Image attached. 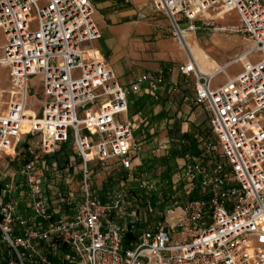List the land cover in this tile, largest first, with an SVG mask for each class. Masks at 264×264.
<instances>
[{"label": "built area", "instance_id": "1", "mask_svg": "<svg viewBox=\"0 0 264 264\" xmlns=\"http://www.w3.org/2000/svg\"><path fill=\"white\" fill-rule=\"evenodd\" d=\"M149 7L169 21L186 54L178 70L195 81V103L208 113L222 160L182 165L173 187L198 182L200 198L165 206L156 226L146 220L156 214L152 194L115 190L103 201L94 184L98 172L117 168L136 176L141 149L124 118L128 93L95 48L102 33L93 0H0V65L10 70L0 153L20 156L29 137L25 152L33 158L23 172L30 212L20 214L10 187L0 194L5 264H264V0H150ZM232 17L237 25L217 26ZM206 30L243 35L249 43L217 72L222 84L200 70L188 44V35ZM236 63L243 70L232 78ZM33 77L41 85L38 104L30 101ZM147 81L152 92L165 82L139 83ZM71 138L80 159L79 195H59L51 208L35 163L57 171L40 154H56Z\"/></svg>", "mask_w": 264, "mask_h": 264}, {"label": "crops", "instance_id": "2", "mask_svg": "<svg viewBox=\"0 0 264 264\" xmlns=\"http://www.w3.org/2000/svg\"><path fill=\"white\" fill-rule=\"evenodd\" d=\"M93 1L97 8L95 19L102 33L95 48L128 93L129 112L124 118L134 125L135 135L145 140L144 144L161 139L168 144L162 149L168 150V131L176 121L181 122L182 133L190 132L192 124L200 126L197 121L201 118V107L195 108V93L192 99L185 87L190 77L178 70L179 65L186 62L185 52L173 38L169 21L151 10L150 0ZM191 44L195 50L208 53L194 37ZM210 66L209 71L217 64L210 61ZM143 77L150 81L163 77L165 82L152 92L150 82L139 83ZM137 83L139 91L134 93L132 87ZM180 94L181 112L177 109ZM140 149L146 164L151 149L149 146L142 149L141 143Z\"/></svg>", "mask_w": 264, "mask_h": 264}, {"label": "rangeland", "instance_id": "3", "mask_svg": "<svg viewBox=\"0 0 264 264\" xmlns=\"http://www.w3.org/2000/svg\"><path fill=\"white\" fill-rule=\"evenodd\" d=\"M94 6L95 9H97L95 3ZM238 23L239 22L237 18L232 17V18H228L227 20H220L217 23V26H225L228 24L237 25ZM194 38L200 44L202 49L205 52L206 51L208 52V53H201L200 51L195 50V48L191 44L192 38L188 40V44L190 46L191 51L192 52L198 51L200 53V63L204 64L203 67L201 65L202 69L204 68L203 69L204 71L205 70L209 71V69H211L210 61L215 62L219 67H223L229 61L238 58L249 46V43L247 42V40L243 35L224 34L212 30L200 31L198 32L197 37ZM3 39H4L3 35L0 34V59L2 58L3 55V52L1 50ZM210 56L216 61H214ZM186 60L187 57L185 55L184 61ZM216 68L217 67H215L213 70H215ZM242 70H243V65L241 63H236L234 66H232L229 69V75L232 78L236 77L238 74H240V72H242ZM9 74H10L9 68L0 65V114L6 111L7 104L9 103V99H10L5 92L10 89ZM224 81H225L224 75H219L216 78L214 84L215 85L222 84ZM185 87L189 89V96L193 99L195 93V81L192 77H190L187 80V82L185 83ZM29 94L30 96H32L30 97V101H33V103L38 104L39 102L42 101L43 97H42L39 77H33L31 79ZM181 97L182 95L180 94L178 96L177 103L182 101ZM195 99H196V94H195ZM190 107L193 108V106ZM196 107L198 106H195V108ZM32 108L37 110L38 106L35 105L32 106ZM177 109L179 112H181L180 103ZM30 110L32 113L35 114L33 109ZM199 112H201V118L197 122H200V126L196 127L194 124H192V126H190L191 127L190 131H193L195 128H199L201 130H205L208 133V136L206 137L207 139L201 138L199 140V145L203 150V154L202 157L200 159H197L195 162H202L204 164H209L212 161L213 162L220 161L222 159L220 156L217 140L213 135L211 128L209 126L208 113L203 107L199 109ZM135 139L137 140V142L142 144V149L143 146H149V148L151 149L150 158H148V164H145L143 166L144 164L143 152L140 154V161L137 160L135 163V164H139L141 162L142 164V165L140 164L136 168V171L141 168L143 169V173L141 174V176L130 177L129 174L117 168H114L116 170H112L110 175L104 171H99L98 176L94 180L95 188L99 192H101L104 186L111 185L110 193H113L115 190H123V189L131 190L136 193L138 190H141L139 194H141L142 196L148 198L152 194L155 195L154 197L155 199H157L158 202H161V200H163V196H162L163 187H162V183H160V176L162 173V166L160 159L167 150V149L163 150L162 147L168 144L161 139L152 140L150 141V143L144 144L145 140L142 141L136 135H135ZM23 140L25 141V143L19 146L20 156L12 158L7 154L0 153V184L5 185L6 187H10L13 190L11 197L18 201L20 214L26 216L30 212V208L25 207V202L27 198L26 193L28 189L25 184V178L23 172L25 171V167L32 162L33 158L30 153L25 152L26 147L28 146V143L31 139L29 137H24ZM70 142H72V138L70 139ZM169 146H171L170 139H169ZM71 149L73 151V154L69 158V160L66 159V156L62 153L61 148L59 152L51 156L45 157L40 154L41 157L40 159H42L41 161L49 164L48 161L51 160L52 165L57 164L58 166L57 171H55L53 167H51V169L49 170L44 171L41 169V165H40L42 164V162L40 164L35 163V168H36L35 172L40 176L43 185L42 189L45 191L43 197L45 198L46 202L50 205L51 208L53 206L58 205L57 202L59 200L58 198L59 195H61V197H64L67 196L69 192L74 193L75 197H78L79 195L80 161L74 152L72 143H71ZM34 151L36 152L37 150ZM59 160L62 161V164L64 163L63 164L64 168L59 167L58 165ZM61 170H63V172ZM136 171L135 173H137ZM144 183H146L147 186L146 188L141 189L140 187ZM148 186L149 187L154 186L155 188L150 191L151 188L149 189ZM147 188L149 190H147ZM188 189L189 188L186 186V184H183L182 186H178L176 188L173 187L172 197H169L167 201L168 202L167 206L185 204L188 201V196H187L189 191ZM152 191L154 193H152ZM159 194L160 196L158 197ZM154 208L156 209V214L152 216H148L146 220L149 224H153V226H156L158 222H160L162 219L163 208L162 207H157V208L154 207ZM61 211L67 212L64 205H62ZM67 213L72 214L73 211ZM0 247L4 248L1 245Z\"/></svg>", "mask_w": 264, "mask_h": 264}, {"label": "trees", "instance_id": "4", "mask_svg": "<svg viewBox=\"0 0 264 264\" xmlns=\"http://www.w3.org/2000/svg\"><path fill=\"white\" fill-rule=\"evenodd\" d=\"M213 60L216 61L215 59ZM168 136L170 139L171 146L168 150L165 151V153L160 159L162 166L160 183H162V187H163L162 189L163 200H161V202H158L157 199H155L154 195L151 197L152 203L156 208L157 207L164 208L165 206H167L168 204L167 201L169 197H172V189H173L172 176L181 167V165L187 163L188 161L195 162L197 159H200L202 157L203 150L199 145V140L201 138L207 139L206 137L208 136V133L205 130H201L199 128H195L193 131L190 132L182 133L181 122L176 121L172 126V128L168 131ZM71 143L72 142L69 141L63 144L61 147L62 153L66 156L67 160H69V158L73 154V151L71 149ZM48 162L51 165L52 161L49 160ZM63 164L62 161L59 160L58 165L60 168H64ZM146 164H148V162ZM136 172H137L136 176L139 177L143 173V169L142 168L138 169ZM5 187H6L5 185L0 184V194L2 190L5 189ZM110 190H111V185L104 186L103 190L101 191V198L103 201L107 200ZM187 196H188V201L200 198L198 182L194 187L189 189ZM132 237H133L132 235H128L129 240ZM8 259H9L8 250L0 247V264H5Z\"/></svg>", "mask_w": 264, "mask_h": 264}, {"label": "bare ground", "instance_id": "5", "mask_svg": "<svg viewBox=\"0 0 264 264\" xmlns=\"http://www.w3.org/2000/svg\"><path fill=\"white\" fill-rule=\"evenodd\" d=\"M194 37V35H188L187 36V40H189L190 38ZM195 59L197 60V63H198V66L200 68V70L204 73V74H207V75H213L215 74L216 78L218 77V73L220 70H223V67H219L217 66V68L213 71H204L201 67V63H200V53L198 51L196 52H192ZM29 114L32 115V116H35L34 113L31 112V110L29 109Z\"/></svg>", "mask_w": 264, "mask_h": 264}]
</instances>
